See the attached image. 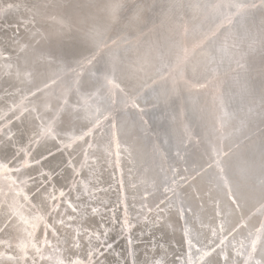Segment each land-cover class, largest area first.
Wrapping results in <instances>:
<instances>
[{"label": "bare ground", "instance_id": "1", "mask_svg": "<svg viewBox=\"0 0 264 264\" xmlns=\"http://www.w3.org/2000/svg\"><path fill=\"white\" fill-rule=\"evenodd\" d=\"M248 2L0 0L1 19L16 22L30 12L39 30L36 35V29L20 34L23 47L13 54L10 75L1 83H11L18 70H29L31 82L38 84L75 65L110 33L124 34L129 44L96 55L81 74L76 93L86 90L99 96L111 71L128 89L145 88L141 100L159 98L147 111L146 136L140 134L136 117L122 111L118 115L142 186L153 189L149 200H155L159 185L167 181L166 169L180 161L188 182L177 185L176 195L188 209L185 219L193 239L205 242L217 211L226 230L240 222L235 237H248L262 213L256 209L264 203V0L242 9ZM223 17L233 20L232 25L212 36ZM170 65L183 72L173 71L150 86V80ZM206 74L209 83L195 89L189 77ZM62 80L56 91L62 85L68 88V77ZM80 119L64 112L61 127H80ZM28 125L30 121L22 127ZM58 159L56 155L49 161ZM207 163L213 165L204 169ZM194 170L199 174L192 177ZM226 190L234 202L225 198ZM160 217L156 232L168 244L181 243L176 213ZM257 238L264 264V228ZM206 262L219 263L216 255Z\"/></svg>", "mask_w": 264, "mask_h": 264}, {"label": "water", "instance_id": "2", "mask_svg": "<svg viewBox=\"0 0 264 264\" xmlns=\"http://www.w3.org/2000/svg\"><path fill=\"white\" fill-rule=\"evenodd\" d=\"M262 2L249 0L242 9ZM34 19L30 12L16 22L0 18V264H208L210 255L217 256L218 264H263L257 236L264 228V203L256 209L262 213L248 237H235L240 222L226 230L217 211L207 239L197 242L185 219L188 209L176 195L177 185L188 175L180 161L166 169L167 181L159 185L155 200H149L153 189L142 186L118 115L122 111L136 117L140 134L146 136L147 111L159 98L141 100L145 88L128 89L111 71L99 96L86 90L76 93L81 74L96 55L129 44L124 34L110 33L75 65L38 84L31 82L29 70H18L11 83H1L10 75L13 54L23 47L20 34L35 29L34 35L39 33ZM232 22L223 17L211 35ZM173 71L183 72L170 65L150 86ZM207 75L189 79L199 90L209 83ZM67 77L68 88L62 85L55 91ZM67 111L83 120L80 127H61ZM80 112L82 117L77 116ZM56 155L58 161H49ZM204 165L206 169L213 164ZM231 197L226 190L225 198L232 203ZM167 211L176 213L179 244L166 243L155 231L160 214Z\"/></svg>", "mask_w": 264, "mask_h": 264}, {"label": "rangeland", "instance_id": "3", "mask_svg": "<svg viewBox=\"0 0 264 264\" xmlns=\"http://www.w3.org/2000/svg\"><path fill=\"white\" fill-rule=\"evenodd\" d=\"M68 81H69V78H68ZM62 83V82H61ZM59 86V85H58ZM58 86L55 88V91H56V89L58 88ZM43 95V94H42ZM51 95H49V96H45V97H42V98H40L39 100H38V102L39 103H43L45 100L44 99H48V97H50ZM67 114H69V111H67L66 112ZM71 113V112H70ZM78 116V115H77ZM71 117H73V118H75L76 117V115H71ZM156 231V230H155Z\"/></svg>", "mask_w": 264, "mask_h": 264}]
</instances>
